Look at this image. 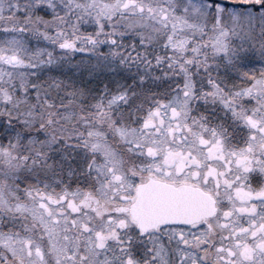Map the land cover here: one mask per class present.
<instances>
[{
	"label": "snow or ice",
	"instance_id": "snow-or-ice-1",
	"mask_svg": "<svg viewBox=\"0 0 264 264\" xmlns=\"http://www.w3.org/2000/svg\"><path fill=\"white\" fill-rule=\"evenodd\" d=\"M0 264H264V0H0Z\"/></svg>",
	"mask_w": 264,
	"mask_h": 264
}]
</instances>
